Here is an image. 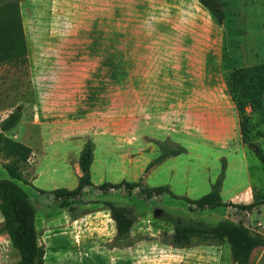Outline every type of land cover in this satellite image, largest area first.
Wrapping results in <instances>:
<instances>
[{
	"label": "rangeland",
	"instance_id": "rangeland-1",
	"mask_svg": "<svg viewBox=\"0 0 264 264\" xmlns=\"http://www.w3.org/2000/svg\"><path fill=\"white\" fill-rule=\"evenodd\" d=\"M218 21L198 0H23L28 63L0 66V121L23 104L8 135L33 149L18 181L36 207L46 264H231L229 244L175 248L166 241L177 220L243 222L264 237V203L252 213L221 207L192 211L168 195L103 193L104 182L168 184L180 195L208 193L226 164L224 201L264 198V168L243 141L229 74L264 63V0H222ZM249 103V137L264 151V102ZM95 143L92 181L81 199L59 206L54 189H74L85 142ZM186 148L146 170L162 144ZM0 155V178H9ZM40 189V190H38ZM131 206L132 247L112 248L116 226L104 201ZM3 216L0 212V225ZM20 255L0 233V264ZM251 264H264V247Z\"/></svg>",
	"mask_w": 264,
	"mask_h": 264
},
{
	"label": "trees",
	"instance_id": "trees-1",
	"mask_svg": "<svg viewBox=\"0 0 264 264\" xmlns=\"http://www.w3.org/2000/svg\"><path fill=\"white\" fill-rule=\"evenodd\" d=\"M23 0H0V66L8 65L20 68L28 63V51L25 31L21 15V2ZM218 21L225 20V8L222 0H198ZM228 84L232 90L240 118L242 138L252 152L262 163L264 168V151L258 143L249 137L250 122L245 115V108L249 103L255 108V101L264 102V63L235 69L229 74ZM23 104L16 106L11 113L0 121V155L6 160L3 168L9 178H0V212L3 221L0 233L8 234L12 246L18 251L20 259L18 264H46L47 250L40 242L36 226V207L30 195L18 183L32 185L26 177L30 168V157L33 149L27 144L8 135L16 128L23 117ZM162 144V153L150 162L146 168L164 162L169 156H178L186 152L182 145H167L168 140ZM95 143L88 139L79 156L81 175L74 189L65 187L54 189L51 193L55 202L63 207L70 205V201L81 199L87 187L95 186L92 181V165L95 159ZM226 164L223 162L219 178L212 185L211 190L199 198H190L186 195L175 193L168 184L148 186L143 178L129 182H104L95 187L103 193L110 190H120L124 195H131L137 190L138 196L151 199L168 195L174 199H182L190 204L192 211L215 209L232 206L238 211L252 213L264 198L248 204L224 201L221 196V187L225 178ZM40 190V189H38ZM104 206L110 211L115 222L116 234L111 242L112 248L131 247L143 238H136L132 230L137 220V215L131 206L113 201H104ZM70 216L76 220L80 217L75 205L69 206ZM167 244L175 248H189L201 245H213L220 242L229 244L232 254L231 264H251L252 255L259 247H264V237L254 233L243 222L225 219L215 224L205 221L174 223L173 232L166 235Z\"/></svg>",
	"mask_w": 264,
	"mask_h": 264
},
{
	"label": "crops",
	"instance_id": "crops-1",
	"mask_svg": "<svg viewBox=\"0 0 264 264\" xmlns=\"http://www.w3.org/2000/svg\"><path fill=\"white\" fill-rule=\"evenodd\" d=\"M78 165H79V164H78ZM135 244H136V243H135ZM135 244H134V245H135ZM131 247H132V246H131ZM129 248H130V247H129ZM259 248H263V247H259ZM259 248H257V249H259ZM257 249H256V250H257ZM254 252H255V251H254Z\"/></svg>",
	"mask_w": 264,
	"mask_h": 264
}]
</instances>
